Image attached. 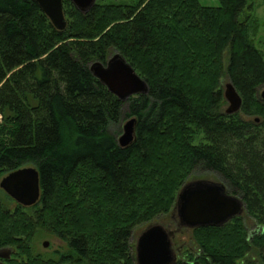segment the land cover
Here are the masks:
<instances>
[{"label":"trees","instance_id":"1","mask_svg":"<svg viewBox=\"0 0 264 264\" xmlns=\"http://www.w3.org/2000/svg\"><path fill=\"white\" fill-rule=\"evenodd\" d=\"M218 3L96 2L80 12L62 0L59 31L35 1L0 0V179L32 166L40 187L31 207L0 201L8 264H136L134 229L172 214L194 172L217 176L264 228V54L249 37L247 0ZM115 53L146 94L120 101L94 77L90 65ZM225 76L240 113L257 121L224 113ZM126 118L136 124L123 148L110 130ZM36 227L67 251L34 255ZM247 230L241 216L192 229L194 252L173 264H244L252 252L264 264V232Z\"/></svg>","mask_w":264,"mask_h":264},{"label":"water","instance_id":"2","mask_svg":"<svg viewBox=\"0 0 264 264\" xmlns=\"http://www.w3.org/2000/svg\"><path fill=\"white\" fill-rule=\"evenodd\" d=\"M49 19L53 27L62 31L66 27L62 0H33ZM80 12L90 9L96 0H70ZM90 71L120 101L148 92L145 81L119 53L109 57L104 63L94 62ZM226 115L240 111L242 98L231 81L224 84ZM135 118H130L124 126L122 135L117 139L120 147H128L134 141ZM0 189L22 207H31L40 198L39 176L35 167L28 166L8 173L0 180ZM245 211L242 200L226 193L221 182L196 180L184 184L179 191L171 214V220L179 225L176 229L192 230L204 227H221ZM260 232L264 229L260 228ZM172 231L167 223L155 221L138 235L134 247L136 264H173L176 256L171 248ZM44 243L43 247H47ZM12 250L0 249L1 260H9Z\"/></svg>","mask_w":264,"mask_h":264},{"label":"rangeland","instance_id":"3","mask_svg":"<svg viewBox=\"0 0 264 264\" xmlns=\"http://www.w3.org/2000/svg\"><path fill=\"white\" fill-rule=\"evenodd\" d=\"M136 1L137 0H96V2L98 3L104 2V3H115V4H121V5L134 4ZM198 1L202 6H206V7H216L219 5L218 0H198ZM247 4L252 6L249 12L252 17V20L248 23L249 37L253 41V44L256 47V49L260 50L264 54V0H247ZM227 82H229V79L227 76L222 78L221 84H222L223 91H224V84ZM262 94H264V86L260 87L256 93V96H258L260 100L264 101V97L262 96ZM226 107H227V103L224 108ZM125 108L126 107L124 106V110ZM239 115L242 119H245L247 121H252L256 119V117L254 116L249 117V116H246L244 113H240ZM128 120H130V118L122 119L121 122L118 124V126L111 127L110 132L112 133L116 132L117 139L122 135L123 126ZM257 120L258 119H256V121ZM196 180H208L212 182H220L218 177L215 175H212V174L201 175V174L194 172L190 176V178H188L185 184L196 181ZM0 201H2L8 209H14L15 205L17 204L11 198H9L1 189H0ZM170 216L171 214L166 217L157 218L154 221L146 225H139L138 227H136L133 232L135 236L133 240L134 241L133 245L135 244L138 235L148 225H150L151 223L157 220L163 223H166ZM241 217L244 219V223L247 229L249 230L248 222L249 221L251 223H255V222L251 218L247 217L245 211H243ZM259 227L264 229L261 226ZM259 233H262V232H259ZM248 235L251 237L254 236L252 235L251 230L248 231ZM46 242L48 243V246L43 247V244ZM31 245H32L33 254L37 256H41L43 258H58L60 257L61 254L67 251V246L64 242H62L60 239L52 235L48 230L43 229L41 227H36L34 233L32 234ZM57 251L59 254L56 253ZM246 258H247V261H245L244 264H246V262L262 264L254 252H252Z\"/></svg>","mask_w":264,"mask_h":264},{"label":"flooded vegetation","instance_id":"4","mask_svg":"<svg viewBox=\"0 0 264 264\" xmlns=\"http://www.w3.org/2000/svg\"><path fill=\"white\" fill-rule=\"evenodd\" d=\"M262 96L264 97V94H262ZM166 223L169 226V230H171L173 233L171 238H170V241H171V248H172L174 255L177 258L184 259L187 254L193 253L194 247H193V241L191 239V231L192 230L191 229L190 230H182L181 227L176 229V226L179 227V225L177 223H175V221L173 219L171 220V218L168 219ZM248 225H249L248 226L249 230H251V232H252V235L259 234L260 227L257 224L251 223L249 221ZM56 253L59 254L58 251ZM9 260H1V261L4 264H8Z\"/></svg>","mask_w":264,"mask_h":264}]
</instances>
